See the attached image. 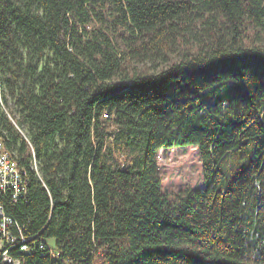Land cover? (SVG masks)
Instances as JSON below:
<instances>
[{"label": "trees", "instance_id": "1", "mask_svg": "<svg viewBox=\"0 0 264 264\" xmlns=\"http://www.w3.org/2000/svg\"><path fill=\"white\" fill-rule=\"evenodd\" d=\"M0 139L21 264H264V0H0Z\"/></svg>", "mask_w": 264, "mask_h": 264}, {"label": "built area", "instance_id": "2", "mask_svg": "<svg viewBox=\"0 0 264 264\" xmlns=\"http://www.w3.org/2000/svg\"><path fill=\"white\" fill-rule=\"evenodd\" d=\"M24 194L22 177L0 150V264H21V259L12 253V249L14 247L21 251L30 249L31 237L7 211L5 202L6 199L17 201Z\"/></svg>", "mask_w": 264, "mask_h": 264}, {"label": "rangeland", "instance_id": "3", "mask_svg": "<svg viewBox=\"0 0 264 264\" xmlns=\"http://www.w3.org/2000/svg\"><path fill=\"white\" fill-rule=\"evenodd\" d=\"M158 158L166 191L201 186L204 183L203 163L197 146L162 148ZM50 242L55 241L50 239Z\"/></svg>", "mask_w": 264, "mask_h": 264}, {"label": "bare ground", "instance_id": "4", "mask_svg": "<svg viewBox=\"0 0 264 264\" xmlns=\"http://www.w3.org/2000/svg\"><path fill=\"white\" fill-rule=\"evenodd\" d=\"M0 150H2V153H5L6 156V160L9 161V163L12 164V166H14L15 171H17V174L20 175L22 177V187H23V192H27V183H26V171L24 170V168H22L19 163L15 160L14 157H12V154L8 151H6V149L4 148L3 142L0 139Z\"/></svg>", "mask_w": 264, "mask_h": 264}]
</instances>
